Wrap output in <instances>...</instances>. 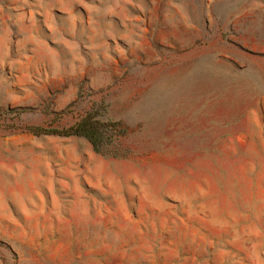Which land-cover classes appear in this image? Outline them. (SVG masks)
I'll return each mask as SVG.
<instances>
[{
	"label": "rangeland",
	"instance_id": "374dc122",
	"mask_svg": "<svg viewBox=\"0 0 264 264\" xmlns=\"http://www.w3.org/2000/svg\"><path fill=\"white\" fill-rule=\"evenodd\" d=\"M0 264H264V0H0Z\"/></svg>",
	"mask_w": 264,
	"mask_h": 264
},
{
	"label": "trees",
	"instance_id": "16d2710c",
	"mask_svg": "<svg viewBox=\"0 0 264 264\" xmlns=\"http://www.w3.org/2000/svg\"><path fill=\"white\" fill-rule=\"evenodd\" d=\"M107 106L96 104L82 116L77 122L66 129L38 130L33 129L34 134H46L58 137H77L87 140L97 153H108L113 144L125 135V130L118 121L105 118ZM21 110L6 109L5 114L18 115Z\"/></svg>",
	"mask_w": 264,
	"mask_h": 264
},
{
	"label": "bare ground",
	"instance_id": "6f19581e",
	"mask_svg": "<svg viewBox=\"0 0 264 264\" xmlns=\"http://www.w3.org/2000/svg\"><path fill=\"white\" fill-rule=\"evenodd\" d=\"M100 162H102V161H100ZM101 164H102V163H101ZM105 165H106V163H105ZM96 168H97V167H96ZM97 171H98V170H97ZM95 173H97V172H95ZM102 173H103V172H102ZM97 174H98V173H97ZM104 174H105V173H104ZM107 174H108V173H107ZM98 175H99V174H98ZM95 176H96V174H95ZM101 176H102V175H101ZM138 176H139V175H138ZM151 176H152V175H151ZM92 177H93V174H92ZM96 177H97V176H96ZM115 177H116V176H115ZM142 177H143V176H142ZM148 177L150 178V176H148ZM152 177H153V176H152ZM201 177H202V176H201ZM201 177H200V178H201ZM144 178H145V177H144ZM202 178H203V177H202ZM90 179H91V178H90ZM140 179H141V177H140ZM154 179H155V178H154ZM114 180H115V179H114ZM141 180H142V179H141ZM144 180H147V179H144ZM204 180H205V178H204ZM142 181H143V180H142ZM147 181H148V180H147ZM210 181H211V180H210ZM143 182H145V181H143ZM200 182H201V181H200ZM147 183H148V182H147ZM149 183H150V180H149ZM149 183H148V184H149ZM204 183H205V182H204ZM206 183H207V182H206ZM206 183H205V184H206ZM201 184H203V183H201ZM118 185H119V184H118ZM176 185H177V184H176ZM116 186H117V185H115V187H116ZM150 186H151V185H150ZM203 186H204V185H203ZM207 186H208V184H207ZM151 187L153 188V186H151ZM113 188H114V187H113ZM152 188H150V189H152ZM146 189H147V188H146ZM153 189H154V188H153ZM176 189H177V188H176ZM170 190H171V189H170ZM113 191H114V189H113ZM153 191H154V190H153ZM166 191H167V190H166ZM173 191H174V190H173ZM147 192H148V190H147ZM169 192H170V191H169ZM171 192H172V190H171ZM171 192H170V194H174V193H171ZM174 192H175V191H174ZM179 192H180V191H179ZM184 192H185V191H184ZM112 193H114V192H112ZM149 193H150V192H149ZM146 194H147V193H146ZM151 194H153V193L151 192ZM154 194H155V193H154ZM175 194H176V192H175ZM183 194H184V193H183ZM109 195H110V193H109ZM179 195H180V194H179ZM111 196H113V195H111ZM184 197H185V196H184ZM114 199H115V198H114ZM155 200H156V199H155ZM155 200H154V201H155ZM114 204H115V203H114ZM117 204H118V203H117ZM117 204H116V205H117ZM119 204H120V203H119ZM207 205H208V204H206V206H207ZM114 206H115V205H114ZM114 206H113V207H114ZM117 207H119V206H116V209H117ZM121 207H122V206H121ZM142 207H143V206H142ZM209 207H210V206H208V208H209ZM119 208H120V207H119ZM114 209H115V208H114ZM141 209H142V208H141ZM211 209H212V208H211ZM117 210H118V209H117ZM117 210H116V211H117ZM212 210H214V209H212ZM119 211H120V210H119ZM123 211H124V210H123ZM123 211H122V213H123ZM208 211H209V210H208ZM214 212H215V211H214ZM233 212H234V211H233ZM211 213H212V212H211ZM119 214H120V213H119ZM212 215L214 216V214H212ZM215 215H216V214H215ZM235 218H236V216H235ZM232 219H233V217H232ZM232 219H231V220H232ZM236 220H237V219H236Z\"/></svg>",
	"mask_w": 264,
	"mask_h": 264
}]
</instances>
